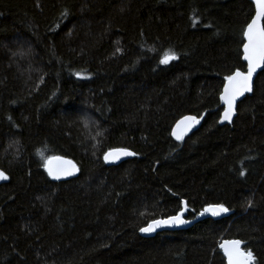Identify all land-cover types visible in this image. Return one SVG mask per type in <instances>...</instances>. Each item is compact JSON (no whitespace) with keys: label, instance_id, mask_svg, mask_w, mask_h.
I'll use <instances>...</instances> for the list:
<instances>
[{"label":"trees","instance_id":"obj_1","mask_svg":"<svg viewBox=\"0 0 264 264\" xmlns=\"http://www.w3.org/2000/svg\"><path fill=\"white\" fill-rule=\"evenodd\" d=\"M254 12L250 0H0V264H225V238L264 264V69L220 124ZM188 114L202 123L178 141ZM114 148L136 156L109 166ZM56 155L80 174L49 177ZM182 202L187 218L229 211L141 235Z\"/></svg>","mask_w":264,"mask_h":264},{"label":"snow or ice","instance_id":"obj_2","mask_svg":"<svg viewBox=\"0 0 264 264\" xmlns=\"http://www.w3.org/2000/svg\"><path fill=\"white\" fill-rule=\"evenodd\" d=\"M255 5V14L251 21L247 24L243 32L246 43L243 44V60L247 62V71L240 70L234 71L231 75L225 77L226 83L224 84L223 92L220 95V100L224 104V110L220 122H232L235 114V104L239 97L245 93L252 92L253 74L258 68L264 65V0H252ZM178 57L174 52L169 50L166 52L162 59L161 64H168L170 61ZM79 75V74H77ZM200 121L195 116H186L176 125L172 131V135L176 140H183L186 133L192 126L198 124ZM135 153L127 149H112L104 154L105 162L110 160L114 161L119 159L120 156H133ZM44 168L49 177L59 180L62 177H67L74 174L76 165L70 160H65L63 157L51 156L46 159ZM241 175H244L241 172ZM8 177L3 171H0V180H6ZM185 203L184 209L175 216L169 217L167 220H154L148 227L140 228L141 233H150L155 231L156 228L163 225H179L186 223L181 219L183 211L187 210ZM251 206V204H249ZM229 209L223 204H209L204 208L200 215L210 213L212 216H218L221 213H227ZM244 242L241 240H228L219 245L223 251V255L227 260V264H255L256 257L253 252L244 250L241 245Z\"/></svg>","mask_w":264,"mask_h":264},{"label":"water","instance_id":"obj_3","mask_svg":"<svg viewBox=\"0 0 264 264\" xmlns=\"http://www.w3.org/2000/svg\"><path fill=\"white\" fill-rule=\"evenodd\" d=\"M251 2H252V0H250ZM254 7H255V5H254ZM254 14H255V12H254ZM244 43H246V40H245V42ZM242 51H243V47H242ZM245 63H246V69L245 70H241V69H238V70H240V71H243V72H246L247 71V62L246 61H244ZM264 69V65H262L260 68H258L257 70H256V72L253 74V80H252V92H250V93H245L243 96H241V97H239L238 99H237V101H236V104H235V114H234V116H233V118H232V122L231 123H228L227 121H225V122H223V123H221L220 122V124L221 125H225V124H232L233 123V121H234V119H235V117H236V115H237V109H238V105H239V103H240V101H242L244 98H246L247 96H249V95H252L253 94V91H254V86H255V82H256V78H257V76H258V74L262 71ZM226 83V82H225ZM224 88V87H223ZM222 92H223V89H222ZM221 92V93H222ZM221 101V100H220ZM221 104H222V106L224 107V104H223V102L221 101ZM224 110V109H223ZM222 114H223V112H222ZM222 114H221V117H222ZM186 116H195V117H197V119L200 121L198 124H195L194 126H192L191 127V129L186 133V135H190V134H192L195 130H197L199 127H200V125H201V123H202V118L201 117H198V116H196V115H193V114H188V115H186ZM186 116H184V117H186ZM184 117H182L181 119H179L177 122H176V124L174 125V127H173V130L176 128V125H177V123L179 122V121H181ZM221 117H220V120H221ZM172 130V131H173ZM185 135V136H186ZM173 136V135H172ZM174 137V136H173ZM175 138V137H174ZM114 149H127V148H114ZM112 150V149H111ZM128 151H130V152H133V153H135L134 151H132V150H130V149H127ZM108 152V151H107ZM56 156H59V155H56ZM136 156V153H135V155H133V156H120L119 157V159H116V160H114V161H112V160H110L109 162H105L107 165H109V166H113V165H119L120 163H122V162H124V161H126V160H128V159H131V158H133V157H135ZM59 157H63L65 160H70V161H72V163L73 164H75L76 165V169H78V171H74V174L73 175H70V176H67V177H62L61 179H59V180H56V179H53V180H56V181H64V180H69V179H73V178H76L79 174H80V168H79V166H78V164L73 160V159H71V158H68V157H65V156H59ZM105 161V160H104ZM0 171H3L1 168H0ZM4 172V171H3ZM5 173V175L8 177V175L6 174V172H4ZM9 181V177H8V179H6V180H0V184H3V183H6V182H8ZM185 207V206H184ZM207 207V206H206ZM184 209V208H183ZM204 210V209H203ZM181 212V211H180ZM179 212V213H180ZM203 212V211H202ZM178 214V213H177ZM177 214H175V215H177ZM227 214H228V212L227 213H221L220 215H218V216H212L210 213H205L204 215H199L198 217H196V218H187L186 217V210L185 211H183V215L181 216V219L182 220H184V221H186V223H183V224H179V225H163V226H161V227H158V228H156L155 229V231H153V232H150V233H141V235L143 236V237H154L156 234H158V233H160V232H163V231H176V230H183V229H187V228H189V227H191L192 225H194L196 222H198V221H200V220H203V219H205V218H213V219H216V220H219V219H222V218H224V217H226L227 216ZM175 215H172V216H175ZM172 216H169V217H172ZM169 217H165V218H158V219H154V220H167ZM154 220H152V221H150L148 224H146L144 227H148V225L149 224H151ZM143 228V227H142ZM228 240H241V239H238V238H225V239H223L222 240V242L221 243H223L224 241H228ZM242 241V240H241ZM243 242V241H242ZM220 243V244H221ZM241 247L244 249V243L241 245ZM245 250V249H244ZM221 253L223 254V251L221 250ZM224 256V255H223ZM225 258V257H224ZM225 264H227V260H226V258H225Z\"/></svg>","mask_w":264,"mask_h":264}]
</instances>
